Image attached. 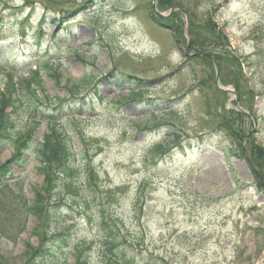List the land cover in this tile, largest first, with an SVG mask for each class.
<instances>
[{
    "label": "rangeland",
    "instance_id": "rangeland-1",
    "mask_svg": "<svg viewBox=\"0 0 264 264\" xmlns=\"http://www.w3.org/2000/svg\"><path fill=\"white\" fill-rule=\"evenodd\" d=\"M28 1L0 0V45L6 51L0 68L27 76V68L41 66L38 98L62 101L56 110L48 102L26 109L31 93L22 86L15 97L24 103L23 112L11 113L9 103L5 108L16 123L12 129L30 131L23 135L31 139L24 147L22 140L21 155L9 166L6 176L12 180L2 179L11 181V197H0V204L16 211H0L7 235L0 234V264H41L50 258L75 264V246L87 256L85 264H104L110 251L100 230L102 215L117 235L120 264H126L122 255L127 264H264V191L247 158L229 150L224 122L235 100L231 91L218 88L216 73L219 86L234 87L220 82L214 68L208 82L204 61L184 56L193 39L189 14L199 24L212 18L253 90L255 118L246 120L252 134L242 144L248 150L252 138L264 147V0H181L187 18L181 12L170 18L172 7L156 5L169 14L167 21L158 20L180 21L177 33L152 18L151 0ZM27 12L31 25L25 24L23 36ZM60 21L55 35L45 32ZM53 42L66 47L59 51ZM5 72H0V93L8 98ZM138 90L142 95L132 96ZM53 130L65 140L72 170L52 181L51 193L60 194L58 207L52 206L49 226L36 228L23 203L33 196L31 187L44 182L34 145L47 134L54 138ZM8 132H2L0 163L18 146L10 136L20 134ZM159 142L170 144L155 158L150 148ZM68 180L71 186H64ZM84 198L88 202L78 208ZM48 230L65 241L61 257L52 255Z\"/></svg>",
    "mask_w": 264,
    "mask_h": 264
},
{
    "label": "trees",
    "instance_id": "trees-1",
    "mask_svg": "<svg viewBox=\"0 0 264 264\" xmlns=\"http://www.w3.org/2000/svg\"><path fill=\"white\" fill-rule=\"evenodd\" d=\"M26 3H28V0H24ZM157 5L159 9H165L170 8L172 6H179L182 8H185L186 6L181 2V0H157ZM187 12H188V7ZM180 11L173 12L170 15V18L176 17ZM45 16H43L41 22L44 21ZM169 19V18H168ZM167 19V20H168ZM190 19V29H192L193 33V39H191L190 42V48L193 49L195 52H201V53H208L211 54L214 58V61L218 67L219 71V77L220 82L223 84H230L232 85L236 93L238 95L239 101L242 104V106H245L252 115H254L255 111L252 109L251 100L253 98L252 93L253 90L249 88L246 78L244 77V74L241 73L240 70V61L239 58L235 57L232 50L230 49L227 39L224 37L223 34L216 33V26L212 22V18L208 16V18L204 21L203 24H199L198 21L195 19L193 13L189 14ZM1 21V18H0ZM179 24L180 21L176 22L175 25L172 24L173 29L177 33L179 31ZM38 28H41V24L38 26ZM203 29V33L202 30ZM205 31V32H204ZM24 32V31H23ZM22 32V35L24 33ZM2 36H0L1 38ZM64 45H61L58 47V49H62ZM1 52V49H0ZM200 57L205 63L206 67V75L208 82L214 79L215 75L213 73V62L210 58L206 56H195L193 58ZM212 63V64H211ZM46 65L47 62H46ZM40 68L37 70H30L29 75L27 78H20L17 82L13 81L12 74H8L5 80L4 89L8 91V98L5 97V93H0V148L1 146H4V143L2 142V138H4L2 132L3 130H7V132L10 134H20L17 135V138H15L16 135H11L10 137L14 136V140L17 139L18 146L15 145V152L12 154L11 158L7 160L6 162H3L0 164V176L4 174L3 171H8L9 166L14 163V161L21 155V150L19 147L22 145V140L25 139V136L23 134H31V132H20V131H14L13 126L16 125L12 119L9 118V112L5 111V108L7 107V104L9 103L12 106L11 113L17 114V116L23 112L24 109V103L18 100L15 97V93L17 91V87L24 86L30 93L31 97L28 98L26 109L34 106V109H37V107L40 106V104L44 105V103L48 102L49 104L54 105L53 110H56L57 108H61V101L60 98L59 101L51 100V97H45L46 100L42 101L40 98H38L37 91L43 90V87L41 85L40 79H39V71ZM37 79V81H36ZM203 81V80H202ZM204 83V82H203ZM208 88V86H207ZM134 91V90H133ZM132 91V92H133ZM69 92L71 90L69 89ZM207 92V89L203 91V94ZM97 96L99 95L98 90L95 91ZM136 94H133L132 96L140 97L143 93V91L138 90L134 92ZM14 94V95H13ZM72 95H74L72 93ZM207 100V98H206ZM208 101V100H207ZM59 103L58 107L56 106ZM248 103V105H246ZM209 105V104H208ZM33 109V110H34ZM230 111V110H229ZM153 114V113H151ZM224 124L226 127V134H228V138L230 140L229 143V150L238 149L240 153L247 158V161L249 163V166L252 168L253 173L255 174L256 181L258 182V186L261 190L264 191V147L261 145H258L255 143V140L252 138L249 140V148L248 150H245L244 145L242 144V141L247 133L246 128V116L245 114L231 110L228 117L225 119ZM7 128V129H6ZM54 138L51 139L49 135L47 134L46 137H44L43 141H37L35 146V150L37 152V158L39 162V166L37 170L44 175V182L41 186L38 188H32V191L34 193L32 200H25V203L23 206L27 209L28 213H31L35 219L36 224L35 227L37 228L41 224H45L46 226H49L48 218L49 214H52V206L57 204V201L59 202L58 196L55 193H51V183L52 181L59 179V175L64 172L66 175H70V172L72 170L70 163L71 160H73L72 156L69 154V150L67 148V145L65 143V140L63 136H61L60 133L56 134L55 130H53ZM2 134V135H1ZM27 140L25 141V144L22 146H26L28 141L31 139L27 136ZM177 138V137H176ZM21 143V144H20ZM172 143V142H171ZM170 142L168 143H155L152 144L150 150H152V154L155 158H159L162 153L165 151V149L169 146ZM14 145V143H13ZM32 146V140L29 143V147ZM226 151V149H224ZM63 160H66V164H63ZM68 168L69 170L65 171L64 169ZM63 173V174H64ZM86 175V179L88 182V186L91 185V174L87 170L84 172ZM71 178V177H70ZM72 180H68V182L64 186H71ZM62 190V189H61ZM88 200L85 198L83 199V202L77 204L76 206L78 208H82V205H86ZM3 206V207H2ZM1 210L3 212H6V209H10L9 206L6 205V203H2ZM56 207H58L56 205ZM56 212V211H55ZM57 213V212H56ZM113 224V223H112ZM114 226V225H113ZM47 230V229H46ZM100 230L102 231V236L104 243L106 246H108V251H110V254H106L105 262L104 264H120V261L118 260L119 256L116 254V247L115 244L117 242V235L115 232L112 231V228L109 226L107 221L105 220V217L102 215L100 219ZM37 233V232H36ZM48 233L51 234V240L52 246H50V250L54 251L53 257H61L62 254L60 253V250H63L65 246V241L59 239L60 233L54 234L50 233L48 230ZM37 235H39L37 233ZM66 237V236H65ZM43 241V238H41ZM75 251L72 255L75 256V264H85L86 263V255H84L80 249H78L76 246L74 247ZM48 252V250H46ZM50 252V251H49ZM56 252V253H55ZM122 261H124L126 264L129 263V258L126 259L125 256H123ZM121 261V262H122ZM56 264L55 260L50 258L47 260V262H43L41 264ZM131 263V262H130Z\"/></svg>",
    "mask_w": 264,
    "mask_h": 264
},
{
    "label": "water",
    "instance_id": "water-1",
    "mask_svg": "<svg viewBox=\"0 0 264 264\" xmlns=\"http://www.w3.org/2000/svg\"><path fill=\"white\" fill-rule=\"evenodd\" d=\"M153 1V8L155 7V0H152ZM158 14H160V13H158ZM187 32H188V29H187ZM221 90H224V89H222V88H220Z\"/></svg>",
    "mask_w": 264,
    "mask_h": 264
}]
</instances>
